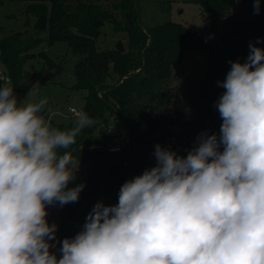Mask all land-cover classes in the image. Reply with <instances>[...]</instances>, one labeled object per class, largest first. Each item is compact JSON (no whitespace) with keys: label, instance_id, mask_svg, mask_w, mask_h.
I'll list each match as a JSON object with an SVG mask.
<instances>
[{"label":"clouds","instance_id":"clouds-1","mask_svg":"<svg viewBox=\"0 0 264 264\" xmlns=\"http://www.w3.org/2000/svg\"><path fill=\"white\" fill-rule=\"evenodd\" d=\"M229 63L219 136L202 133L186 156L155 145V166L124 182L117 204L97 201L59 257L46 206L78 201L67 149L96 121L73 110V128H54L47 98L18 103L0 76V264H264V49L250 42L246 61Z\"/></svg>","mask_w":264,"mask_h":264},{"label":"trees","instance_id":"trees-1","mask_svg":"<svg viewBox=\"0 0 264 264\" xmlns=\"http://www.w3.org/2000/svg\"><path fill=\"white\" fill-rule=\"evenodd\" d=\"M4 1L0 0V5ZM11 1L28 2L26 10L35 16L34 29L47 30L46 38L25 36L20 32L0 37V62L11 79L14 95L19 93L28 75L23 69L25 60L37 56L44 62L50 61L44 58L43 51L36 53L34 50L44 42L62 41L73 54L79 55L73 66L75 82L72 87L85 90L82 111L96 121L92 127L81 130L83 136L100 132L103 125L114 119L125 137V141L114 151L95 147L77 151L74 157L83 166L78 184L84 187L78 201L61 206V224L56 230L58 244L63 237L72 238L79 232L72 231L63 236L62 214L68 217L76 214L85 222L97 201L106 206L117 204L121 185L155 166V145L172 150L167 143L170 136L188 137L198 133L204 123L203 109L190 116L182 112L169 113L168 107L176 99V91L171 84L173 66L181 63L186 50L200 39L196 32L170 19L143 27L138 0H118L108 5L95 0ZM184 1L199 5L201 15L207 18L205 25L211 31L216 29L213 25L216 20L218 23L225 22L226 30L231 26L232 30L246 33V37L239 42L248 52L250 42L264 49V0H260L259 14H254L252 1L243 18L232 17L228 21L218 20V16L231 13L234 0ZM105 22L111 24L113 31L126 34V44L119 39L113 48H96L95 40ZM219 42L223 44L221 40ZM60 71L61 66L56 74ZM53 75L52 71L45 72L38 85L48 82ZM49 122L54 128L69 130L61 123ZM77 140L67 151L83 144ZM46 207L48 223H55L50 219L52 206Z\"/></svg>","mask_w":264,"mask_h":264},{"label":"rangeland","instance_id":"rangeland-1","mask_svg":"<svg viewBox=\"0 0 264 264\" xmlns=\"http://www.w3.org/2000/svg\"><path fill=\"white\" fill-rule=\"evenodd\" d=\"M95 1L108 5V3L118 0ZM252 1L234 0L233 11L229 14L219 15L220 19L218 20L228 21L232 17L236 19L243 18L244 11L247 10L248 4ZM27 3L26 1L11 0L2 2L0 5V37L11 32H20L25 34V36L46 38L47 30L36 31L34 29L33 21L35 16L31 11L26 10ZM138 12L140 23L143 27H149L170 19L183 24L194 32L202 31L208 34L211 39L210 43L204 44L198 41L191 49L186 50L181 63L173 66L174 77L171 84L174 85L176 99L168 107V111L169 113L182 112L193 116L197 114L198 109H203L205 111L203 114L204 119L206 117L211 118L214 125V133L219 136L222 120L215 104L225 90L217 82L225 79L231 67L230 61H239L240 63L246 61L249 52L239 42L246 37V33L242 30H232L231 26L226 30L225 22L218 23L217 20L213 24L216 28L215 31H211L205 25L207 18L201 15L199 5L184 0H138ZM119 39L126 44V34L113 31L111 24L105 22L102 26L101 34L95 40V45L98 50L110 49L115 46ZM220 40L223 44L219 42ZM34 51L36 53L43 51L45 53L44 58L50 61L44 62L43 58L37 56L25 60L23 69L28 75L21 84L19 93L15 94L17 101L21 104H28L38 103L39 100L47 98V104L41 114L47 121L51 120L55 123H61L70 130L75 126L74 112L70 109L82 111L83 97L85 95V90H75L72 87L75 82L73 66L79 55L73 54L62 41L52 44L44 42ZM60 66L61 71L56 74ZM3 67L0 62V72L7 75ZM47 71H52L54 75L49 78L48 82L38 85L39 79ZM184 137L185 135L181 139ZM76 140L77 142L81 141L80 143L83 142V144H79L78 147L70 150L73 157L77 154V151L88 150L92 147L105 150L110 148L112 149L111 151H114L125 141V137L122 128L118 126L114 119H110L107 125H103L100 132L95 131L86 136H83L82 132H80ZM171 151L179 155L176 150L172 149ZM82 174L83 166L79 164L76 178L68 187L76 186ZM60 209L61 206L57 203L51 207L50 214V219L58 227L61 224ZM62 215L64 217L62 222L63 236L72 231H81L84 222L76 214H72L71 217L66 214ZM57 241V238H55L52 243L54 247L50 251L59 257L61 244L60 242L57 244Z\"/></svg>","mask_w":264,"mask_h":264},{"label":"built area","instance_id":"built-area-1","mask_svg":"<svg viewBox=\"0 0 264 264\" xmlns=\"http://www.w3.org/2000/svg\"><path fill=\"white\" fill-rule=\"evenodd\" d=\"M196 36L200 39V41L204 44H208L211 42L208 34L202 31L196 32ZM0 76H7L6 74H2L0 72ZM2 84L3 81H0ZM73 112V108L70 109ZM202 133H207L208 135H212L214 133V125L211 118L206 117L204 119V123L202 127L199 128L198 133L195 136H188L181 139V137H176L175 135L170 136L167 139L168 145L176 150L179 155H187L188 151H190L193 147L197 145V137L200 136ZM109 150H112L109 148ZM114 150V149H113Z\"/></svg>","mask_w":264,"mask_h":264},{"label":"crops","instance_id":"crops-1","mask_svg":"<svg viewBox=\"0 0 264 264\" xmlns=\"http://www.w3.org/2000/svg\"><path fill=\"white\" fill-rule=\"evenodd\" d=\"M34 22V21H33ZM4 68V67H3Z\"/></svg>","mask_w":264,"mask_h":264}]
</instances>
